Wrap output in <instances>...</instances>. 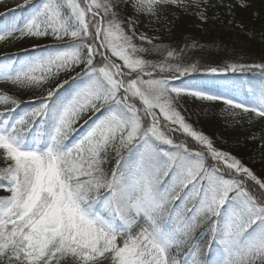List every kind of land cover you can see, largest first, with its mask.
<instances>
[{
  "label": "snow or ice",
  "instance_id": "1",
  "mask_svg": "<svg viewBox=\"0 0 264 264\" xmlns=\"http://www.w3.org/2000/svg\"><path fill=\"white\" fill-rule=\"evenodd\" d=\"M164 3L184 0L132 6L156 15ZM115 8L112 0H42L22 27H0V41L19 33L17 39L55 42L0 68V79L15 85H51L37 107L18 115L20 102L0 92V103L13 105L0 111V189L8 193L0 196V264H180L170 250L188 244L202 223L216 248L210 244L201 258L192 243L191 264H264V180L216 148L177 107L186 95L264 117V81L245 102L191 81L173 86L201 71L198 62L184 63L175 49L163 60L146 59L144 43L161 46L137 35L135 21L120 20ZM253 69L264 78V64L206 71ZM72 72L66 87L60 74ZM87 113L95 119L72 140ZM177 132L186 139L177 141ZM112 154L109 175L104 165ZM176 188L182 191L173 196ZM174 202L182 206L170 207Z\"/></svg>",
  "mask_w": 264,
  "mask_h": 264
},
{
  "label": "trees",
  "instance_id": "2",
  "mask_svg": "<svg viewBox=\"0 0 264 264\" xmlns=\"http://www.w3.org/2000/svg\"><path fill=\"white\" fill-rule=\"evenodd\" d=\"M245 2L244 5H241L236 0H205L201 4L204 19H201V15L197 13L169 6L171 12H169L168 22L156 26H148L143 15L137 13L133 15L123 0L118 5L124 13L122 19L125 22L129 20V16H133L131 20L135 21L137 35L145 34L153 40L154 45L161 46L159 51H154L151 50L152 45L144 43L143 46L150 49L148 53L144 54L146 59L163 60L166 50L175 49L177 52L183 50L184 63L198 62L201 71L190 74L187 78L181 77L173 80L171 83L181 84L188 81L199 83L206 85V90L213 94L226 95L228 98H238L245 102L250 96L249 89L264 81L259 70L217 73L206 71L209 67L222 68L232 63L264 64V0H245ZM26 11H28L27 15L32 13L30 9L25 10L24 14H21L23 17ZM136 42L140 43L138 40ZM193 45L195 46L193 47ZM240 46L245 48L241 49ZM48 47L51 46L35 48L15 57H1L0 68L5 63H14L26 59L28 56L39 55L43 49ZM71 85L72 83L66 87ZM26 111L27 109H23L22 113ZM187 115V119L199 131L208 136L216 148L226 150L234 155L259 179L264 180L263 123L256 127L237 129L227 126L221 118L215 115L202 118L204 119L202 121H198L189 113ZM94 119L95 117L92 118V120ZM92 120L82 127H77V131L73 133L71 139L75 140L77 135L85 133ZM173 135L177 141L186 139L178 132ZM193 143L191 141L189 145L191 146ZM2 160L4 159L0 156V165ZM112 164L113 162L107 165L109 168L106 172L109 175L114 167ZM110 165L112 166L110 167ZM159 180L165 183L168 178L163 179L162 176H159ZM248 183L253 192L257 191L258 186L253 187L254 182L248 181ZM190 243L189 241L188 244L177 249L183 254L184 248L189 247ZM215 248L216 245L212 247V250L215 251Z\"/></svg>",
  "mask_w": 264,
  "mask_h": 264
},
{
  "label": "rangeland",
  "instance_id": "3",
  "mask_svg": "<svg viewBox=\"0 0 264 264\" xmlns=\"http://www.w3.org/2000/svg\"><path fill=\"white\" fill-rule=\"evenodd\" d=\"M120 1L122 0H112V3L116 6L115 10L119 19L124 21V19H122V15L124 13L120 10V7L118 5ZM236 1L239 2L241 5H244L246 3L245 0H236ZM41 2L42 0H29L28 4L25 5L24 0H0V27H3L10 23H18L19 26L22 27L23 20L28 18L30 15H27L28 11L25 12L24 17L21 14H24V11L29 9L31 12H33V10L36 7H38L41 4ZM123 2L124 4L127 3L128 10L130 12H133V15L136 13L139 15H143L148 26H156L168 22L169 12H171L169 6H174L175 8H180L184 11L197 13L198 15H201L203 12L201 4L204 3L205 0H184V3L182 5L164 3L157 6L156 15L136 12L132 6L135 0H123ZM129 17H130L129 19H132L133 16H129ZM17 36H19V33H16L14 37L9 38L8 40L0 41V58L15 57L16 55L25 53L27 51H31L35 48H39L43 46H52L55 43L51 37L35 38V37L25 36L23 38L17 39L16 38ZM240 47L241 49L245 48L244 46H240ZM76 71H79V68H77ZM75 74H76L75 72L61 73L59 79L60 81H65V80L68 81V85H69L72 83L71 77H74ZM172 85L181 86V84L178 83H172ZM50 87H51L50 84H46L43 87H39L35 85L20 86L13 84L11 81H5L3 79H0V92L7 93L15 97L20 102L19 107L16 109L17 115L21 114L23 112V109H27V111H30L32 108L37 107L41 102L42 98L46 96L47 91L49 90ZM235 99L237 100V102H243L238 98ZM11 107H13L11 103L8 104L0 103V111H3L4 109ZM177 107L181 111V114L185 117L186 121L190 123L196 130H198V128L187 119L188 113L193 117H195V119H197L198 121L204 120L202 118H206V117L209 118L210 116L215 115L221 118L227 126L235 127L237 129L242 127H249V126L256 127L262 123L264 124V117H258L255 115V113L252 112H244L243 109L232 108L224 104L222 100L208 101V100H201L192 96L181 95L179 98H177ZM89 117H92V113H87L85 116H83L81 120L76 124V128L84 126L86 124L85 121L89 122L90 121ZM80 136L81 134L77 135L76 139H78ZM251 141H253V139H251ZM188 143H191L189 139H188ZM108 160L104 165L106 171L107 168H109V166L107 165H109L110 163L113 162L112 165L115 166V160H116L115 155L112 154L110 161ZM5 164L6 162L2 160L0 168L4 167ZM112 165H110V167ZM160 176H162L163 179L165 178L163 172L160 173ZM169 183H170V178H168V181H166L164 185L167 186ZM181 191H182L181 188H176L175 191L173 192V196L181 193ZM7 194L8 193H6L4 190L0 189V196ZM173 206H182V205H180V202H174V204L170 205V207ZM187 207L188 208L192 207L191 201L187 202ZM211 241H212V233L210 230H208L207 224L202 223L193 233V237L190 240L191 243L189 244L190 246L184 248L185 250L184 253L182 254L179 252V249L173 248L170 250V255L175 256V258L178 261H180V264H191V260L187 255V253L189 252V248L191 247V244L192 243L198 244L201 253V258H203L206 254H208L210 244L211 247L215 245L212 244ZM104 264H107V262H104Z\"/></svg>",
  "mask_w": 264,
  "mask_h": 264
}]
</instances>
